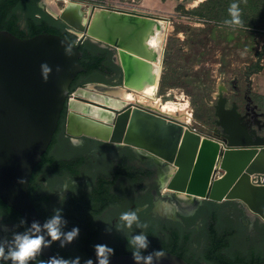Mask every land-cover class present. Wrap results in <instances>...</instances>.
Segmentation results:
<instances>
[{
    "label": "water",
    "instance_id": "obj_1",
    "mask_svg": "<svg viewBox=\"0 0 264 264\" xmlns=\"http://www.w3.org/2000/svg\"><path fill=\"white\" fill-rule=\"evenodd\" d=\"M98 11L102 15L111 13L124 27L133 26L132 34L137 28L168 22L166 17L155 14L95 5L85 13L82 4L69 2L58 18L75 32L80 39L77 44L57 34L22 39L0 30V200L18 212L29 228L33 221L44 223L31 199L30 182L65 112L68 136L128 146L167 164V191L173 200L189 204L203 200L236 202L264 222V186L251 181V175L264 174V141L226 144L177 118L123 100L117 93L131 90L132 81L147 75L154 64L125 49L120 42H104L90 36L91 22ZM110 32L114 34L112 29ZM85 41L115 52V61L123 73L120 86L74 85L84 72L80 45ZM44 64L50 72H42ZM217 163L225 172L222 179L216 178ZM45 238L48 239L46 234ZM39 255L47 259L56 254L50 246ZM110 264L135 261L132 254L115 255ZM154 264L189 263L164 252L158 261L154 258Z\"/></svg>",
    "mask_w": 264,
    "mask_h": 264
},
{
    "label": "flooded vegetation",
    "instance_id": "obj_2",
    "mask_svg": "<svg viewBox=\"0 0 264 264\" xmlns=\"http://www.w3.org/2000/svg\"><path fill=\"white\" fill-rule=\"evenodd\" d=\"M28 4L12 6L6 17L7 26L4 30L22 39L33 37L31 13L26 7ZM36 9L33 18L37 24L49 26L41 34L60 30L77 42L79 38L75 32L48 11L45 0H38ZM85 43H81L80 47L91 55H100L87 49ZM103 48L109 49L112 54L105 55L104 59V66L109 70L107 73H94L90 78L104 74L105 79H96L99 82L94 85L120 86L123 74L115 61V52L108 47ZM89 81L83 82L78 77L74 85L93 84ZM56 134L51 149L35 168L29 188L31 199L44 222L54 214V209L62 208V215L67 220L64 230H70L73 226L80 228L78 238L66 247L61 248L59 241L52 243L55 254L65 258L80 256L83 263L84 259H95L96 244L112 247L113 256L132 254V247L127 244V240H130L131 235L144 231L150 241L145 253L153 249H164V252L170 253L173 250L172 243L176 240L183 254L182 259L187 263L213 264L206 255L217 236L225 243L223 254L229 256L235 239L244 243L247 241V253L260 260L256 264L264 262V257H261L264 251V222L239 203L232 202L242 214V230L228 222L231 213L213 207L217 202L203 200L182 205L183 201L168 197L167 164L157 162L128 146L72 138L66 134L65 122ZM60 135L62 137L59 139ZM65 185H69V188L64 191ZM62 191L65 197L63 203L58 193ZM130 209L137 211L140 222L146 224V228L140 229L134 224L132 229H117L120 213ZM14 211L0 202V243L10 241L14 232L29 229L26 222L21 223L23 218L20 214ZM212 227L215 229L214 234L210 232ZM108 228L110 232L106 231ZM244 228L248 233H245ZM41 259L45 258L38 255L32 264H38ZM0 264H10V261H0Z\"/></svg>",
    "mask_w": 264,
    "mask_h": 264
},
{
    "label": "rangeland",
    "instance_id": "obj_3",
    "mask_svg": "<svg viewBox=\"0 0 264 264\" xmlns=\"http://www.w3.org/2000/svg\"><path fill=\"white\" fill-rule=\"evenodd\" d=\"M54 2L61 10L69 2L82 4L85 13L93 5H135L143 12L166 17L168 31L163 41L162 73L154 98L188 105L192 119L186 124L226 144L245 140V136L251 142L264 140V0H236L241 25L224 23L231 19L228 8L233 0ZM85 46L100 55H112L109 49L91 41H86ZM93 79H105V75L97 74ZM223 173L220 170L218 176ZM213 207L231 213L228 222L242 230V214L235 204L218 203ZM244 231L248 233L245 228ZM245 243L235 239L229 257L256 261L257 257L247 253L248 242Z\"/></svg>",
    "mask_w": 264,
    "mask_h": 264
},
{
    "label": "clouds",
    "instance_id": "obj_4",
    "mask_svg": "<svg viewBox=\"0 0 264 264\" xmlns=\"http://www.w3.org/2000/svg\"><path fill=\"white\" fill-rule=\"evenodd\" d=\"M231 19L225 20V24L241 25V10L236 0L230 4L228 8ZM42 72H50L51 69L46 65H42ZM46 78V77H45ZM69 188V185H65L64 191ZM59 198L63 203L65 197L63 192ZM63 209H54V214L50 216L42 225L33 221L30 228L24 232H14L10 241L5 240L4 243H0V261H10V264H32L36 261L39 254L42 253L44 248L50 247L53 242L59 241L61 248L66 247L72 243L80 234V228L73 226L70 230H64V226L67 225V220L62 215ZM2 218V217H0ZM21 223H25L21 219ZM137 228H146V224L140 222L137 211L130 209L120 213L118 217L117 229L123 228L132 229L133 225ZM42 229L45 230L42 233ZM106 231L110 232L108 228ZM45 234L48 239L45 238ZM148 235L144 231H140L138 234L131 235L130 240H127V244L132 247V258L135 264H154V258L158 261L164 256L163 249H154L147 255L144 253L149 247ZM7 245V248H6ZM95 259L87 258L83 260V264H110V258L114 255V249L106 244L94 245ZM81 257L75 256L65 258L59 254L52 255L49 258L41 259L38 264H81Z\"/></svg>",
    "mask_w": 264,
    "mask_h": 264
},
{
    "label": "bare ground",
    "instance_id": "obj_5",
    "mask_svg": "<svg viewBox=\"0 0 264 264\" xmlns=\"http://www.w3.org/2000/svg\"><path fill=\"white\" fill-rule=\"evenodd\" d=\"M48 5V11L57 17L61 13V9L58 8L54 0H45ZM159 24L147 25L145 27L137 28V31L132 34L134 27H124L121 23L117 22L111 13L102 15L100 11L94 16L90 26V36L102 40L104 42H114L120 44L130 52H135L137 55L149 59L153 62V69H151L147 75V78L136 77L131 83L132 92L122 91L117 93L126 102H135L144 106H150L152 109L157 110L161 114L177 118L184 123L190 124L192 114H190L186 105L177 104L173 102H161L159 99L154 98L162 73L161 59L163 54V41L168 27V22L159 21ZM110 29L113 30L112 34ZM130 36L131 38H129ZM128 37L130 40L127 42ZM151 80V83L148 82ZM139 92V93H134ZM149 107V108H150ZM91 112L97 116H101V113L97 111ZM187 124V125H188ZM245 140L238 141V144H251L249 137H243ZM264 140H259V142ZM244 142V143H243ZM220 165L217 163V166ZM217 168V167H216ZM220 168V167H219ZM220 170H222L220 168ZM222 177L217 176V179H222L225 176V172ZM255 175V174H253ZM251 175V179L252 176ZM182 205H188L185 202Z\"/></svg>",
    "mask_w": 264,
    "mask_h": 264
},
{
    "label": "trees",
    "instance_id": "obj_6",
    "mask_svg": "<svg viewBox=\"0 0 264 264\" xmlns=\"http://www.w3.org/2000/svg\"><path fill=\"white\" fill-rule=\"evenodd\" d=\"M37 1L38 0H0V29L4 30L6 28V26H7L6 17H7V14L9 12V9L12 6L17 5V4L20 5L21 3H29L28 5H26V7L29 10V12L31 13L30 14V17H31L30 22H31V28H32V35L34 37L36 35L41 34V32H43V30H46V28L49 26H47L46 24L38 25L37 21H35V19L33 18L34 10L37 8ZM36 11L38 12V9H36ZM49 33L50 34H57V35H60L62 37H66L73 44H77V42L75 40L71 39L68 34L61 33L60 30L55 31V33H52V31H49ZM80 50L83 53V56L80 59V62H81V65L84 67V72L78 76L79 78H81V79L87 78L88 79L94 73H99V72L107 73L108 72L109 69H107L104 66L105 55H98V56L91 55V54H89L88 50H86L85 48H82V47H80ZM64 118H65V112H63V114H62L59 127L63 126ZM56 136H57V134H55L54 140H53L49 150L51 149L53 143L55 142ZM0 202L3 205H5L1 200H0ZM14 212L16 214H18L16 211H14ZM210 232L212 234L215 233L214 227L211 228ZM172 244H173V246H172L173 250L170 251V253L177 255L180 258H183V254H181L182 252L179 251L180 248L177 244V241L175 240ZM224 245H225V243H224L223 239L216 236L215 243H213V246L208 250V254L206 255V258L208 260L212 261L213 264H231V263H236V262H249L251 264H256V263L260 262V260L259 261H257V260L256 261H254V260L244 261L243 259H241V257L240 258H231V257L222 253V247ZM151 251L152 250H149L148 253Z\"/></svg>",
    "mask_w": 264,
    "mask_h": 264
},
{
    "label": "built area",
    "instance_id": "obj_7",
    "mask_svg": "<svg viewBox=\"0 0 264 264\" xmlns=\"http://www.w3.org/2000/svg\"><path fill=\"white\" fill-rule=\"evenodd\" d=\"M134 2V1H133ZM102 8H112V9H123V10H129V11H136V12H143L139 9L138 6L132 5V6H125V7H108V6H100ZM149 14V13H147ZM78 42H80V39H78ZM72 94V93H71ZM218 175H220V170L218 169ZM252 183L257 186H264V174H255L252 176L251 179Z\"/></svg>",
    "mask_w": 264,
    "mask_h": 264
},
{
    "label": "crops",
    "instance_id": "obj_8",
    "mask_svg": "<svg viewBox=\"0 0 264 264\" xmlns=\"http://www.w3.org/2000/svg\"><path fill=\"white\" fill-rule=\"evenodd\" d=\"M150 14V13H149ZM155 15H159V14H155ZM160 16V15H159ZM96 82H99L98 80H96V79H91L90 81H89V83H93V84H91V85H94V83H96Z\"/></svg>",
    "mask_w": 264,
    "mask_h": 264
}]
</instances>
